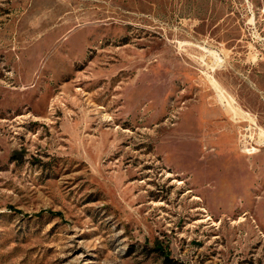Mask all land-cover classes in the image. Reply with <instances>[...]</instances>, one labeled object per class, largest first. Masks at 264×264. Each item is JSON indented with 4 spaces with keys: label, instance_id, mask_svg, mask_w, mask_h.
Returning <instances> with one entry per match:
<instances>
[{
    "label": "rangeland",
    "instance_id": "1",
    "mask_svg": "<svg viewBox=\"0 0 264 264\" xmlns=\"http://www.w3.org/2000/svg\"><path fill=\"white\" fill-rule=\"evenodd\" d=\"M0 264H264V0H0Z\"/></svg>",
    "mask_w": 264,
    "mask_h": 264
},
{
    "label": "bare ground",
    "instance_id": "2",
    "mask_svg": "<svg viewBox=\"0 0 264 264\" xmlns=\"http://www.w3.org/2000/svg\"><path fill=\"white\" fill-rule=\"evenodd\" d=\"M232 108V107H231ZM234 111H236L235 109H233Z\"/></svg>",
    "mask_w": 264,
    "mask_h": 264
}]
</instances>
